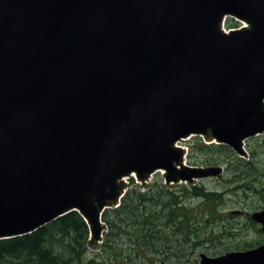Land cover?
<instances>
[{
    "label": "water",
    "instance_id": "obj_1",
    "mask_svg": "<svg viewBox=\"0 0 264 264\" xmlns=\"http://www.w3.org/2000/svg\"><path fill=\"white\" fill-rule=\"evenodd\" d=\"M260 134L264 0H0V240L75 211L98 242L124 178L221 173L176 141L246 156ZM249 217L264 232V209ZM199 264H264V243Z\"/></svg>",
    "mask_w": 264,
    "mask_h": 264
},
{
    "label": "trees",
    "instance_id": "obj_2",
    "mask_svg": "<svg viewBox=\"0 0 264 264\" xmlns=\"http://www.w3.org/2000/svg\"><path fill=\"white\" fill-rule=\"evenodd\" d=\"M248 153L249 159L244 160L227 146L206 145L199 138H193L187 154L188 163L223 166L225 173L219 178L223 183L221 190L209 191L200 185L166 189L157 177L144 191L137 185L130 186L120 205L106 210L102 216L107 232L97 246V260L92 259L93 264H125V256L135 264H157L172 258L177 264V259L185 254L184 244L201 243L210 218L217 216L219 220L218 211L224 195H240L243 200L253 196L260 204L255 208H264V180L262 168L257 163L258 152L249 149ZM203 206L205 209H201ZM235 215L233 211L228 213L229 219H234ZM123 236L127 238L126 244L121 243ZM263 239L262 235L261 240L234 249L251 248ZM110 241L114 242V247L108 245ZM86 246L87 228L81 217L71 212L29 235L0 240V264H68L65 257L84 255ZM170 248L182 253L169 255ZM228 250L229 247H224L222 251Z\"/></svg>",
    "mask_w": 264,
    "mask_h": 264
},
{
    "label": "rangeland",
    "instance_id": "obj_3",
    "mask_svg": "<svg viewBox=\"0 0 264 264\" xmlns=\"http://www.w3.org/2000/svg\"><path fill=\"white\" fill-rule=\"evenodd\" d=\"M232 24V22H229ZM189 139H185L179 143V146L185 147ZM246 149H254L258 152V164H260L263 171V180H264V135L260 137L253 138L246 142ZM125 183H128V180H125ZM200 184V183H199ZM202 185L206 190L209 191H219L221 190L223 183L217 179L209 178L205 181H202ZM260 204L257 203V198L249 196L246 199H242L240 195L231 194L230 196L224 195V200L221 203V210H219V220L217 216L210 218L211 222L207 224V228L204 236L200 239L201 243L196 246H191L189 243L184 244L183 253H185L181 258L177 259V264H199L198 263V254L204 253L209 256L219 255L223 251L224 247H229L234 249L235 246H246L252 244L258 240L262 239V235L258 232L259 227L255 224H251L246 216L245 212H250L255 210L256 206ZM201 209H205L203 206ZM234 209H239L242 211L241 215H235L234 219H229L228 213L234 211ZM217 220L215 223L214 221ZM225 232H229L228 235ZM221 233V238H220ZM124 241L122 244L127 243L126 236H123ZM195 243V242H194ZM109 246L114 247V242L110 241ZM192 248V249H191ZM179 249L170 248L167 250L169 255H178L181 252H177ZM98 249H95L93 241L87 240L86 253L81 256H76V254L67 255L65 258L68 264H93L92 259L97 260ZM103 254V253H102ZM104 258L107 256L105 253L102 255ZM152 259V258H151ZM125 264H135L127 256L123 258ZM155 262V260H153ZM170 264H175V258L172 260H162ZM160 262L158 261L157 264ZM115 264V263H112Z\"/></svg>",
    "mask_w": 264,
    "mask_h": 264
},
{
    "label": "bare ground",
    "instance_id": "obj_4",
    "mask_svg": "<svg viewBox=\"0 0 264 264\" xmlns=\"http://www.w3.org/2000/svg\"><path fill=\"white\" fill-rule=\"evenodd\" d=\"M245 23V22H244ZM246 27V26H245Z\"/></svg>",
    "mask_w": 264,
    "mask_h": 264
}]
</instances>
